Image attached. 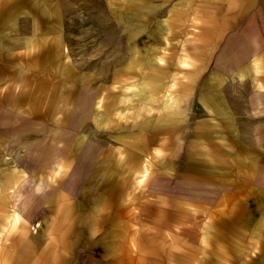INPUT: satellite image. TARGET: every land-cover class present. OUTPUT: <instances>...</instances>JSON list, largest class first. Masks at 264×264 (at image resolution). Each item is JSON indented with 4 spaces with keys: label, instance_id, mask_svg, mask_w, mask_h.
<instances>
[{
    "label": "crops",
    "instance_id": "crops-1",
    "mask_svg": "<svg viewBox=\"0 0 264 264\" xmlns=\"http://www.w3.org/2000/svg\"><path fill=\"white\" fill-rule=\"evenodd\" d=\"M0 264H264V0H0Z\"/></svg>",
    "mask_w": 264,
    "mask_h": 264
},
{
    "label": "rangeland",
    "instance_id": "rangeland-1",
    "mask_svg": "<svg viewBox=\"0 0 264 264\" xmlns=\"http://www.w3.org/2000/svg\"><path fill=\"white\" fill-rule=\"evenodd\" d=\"M32 224V227L34 226V225H36L37 223H31ZM76 227H74L75 229H80V224L79 223H73ZM129 250H130V248L129 247H126V246H121L120 247V251H122V252H120L119 254H118V256H119V260H121V261H131V260H133V259H131V257H133V255H131V254H129ZM134 260H136V259H134ZM139 260H142L141 258L139 259Z\"/></svg>",
    "mask_w": 264,
    "mask_h": 264
}]
</instances>
